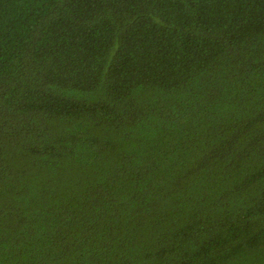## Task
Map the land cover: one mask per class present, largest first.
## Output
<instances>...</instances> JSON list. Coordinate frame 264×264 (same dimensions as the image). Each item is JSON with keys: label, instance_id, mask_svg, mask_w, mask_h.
<instances>
[{"label": "trees", "instance_id": "1", "mask_svg": "<svg viewBox=\"0 0 264 264\" xmlns=\"http://www.w3.org/2000/svg\"><path fill=\"white\" fill-rule=\"evenodd\" d=\"M0 264H264V0H0Z\"/></svg>", "mask_w": 264, "mask_h": 264}]
</instances>
